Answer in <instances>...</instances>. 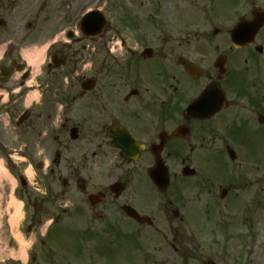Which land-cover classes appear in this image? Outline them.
Returning <instances> with one entry per match:
<instances>
[{
	"label": "flooded vegetation",
	"instance_id": "flooded-vegetation-1",
	"mask_svg": "<svg viewBox=\"0 0 264 264\" xmlns=\"http://www.w3.org/2000/svg\"><path fill=\"white\" fill-rule=\"evenodd\" d=\"M88 1L0 0V89L32 79L41 93L14 117L18 135L30 129L47 155L35 162L48 188L35 209L48 211L57 232L40 237L41 247L52 257L65 241V260L88 250L102 264H123L111 253L135 232L121 222L155 227L131 208L155 223L194 203L197 248L201 235L216 246L197 264H246L244 244L253 252L264 233V0H210L192 11L183 0H102L90 9ZM99 8L108 23L90 37L81 21ZM44 18L53 26L46 83L22 58ZM59 72L79 75V85H52ZM158 159L171 175L166 191L149 176ZM175 183L177 200L168 197ZM73 217L88 224L55 226Z\"/></svg>",
	"mask_w": 264,
	"mask_h": 264
},
{
	"label": "rangeland",
	"instance_id": "rangeland-1",
	"mask_svg": "<svg viewBox=\"0 0 264 264\" xmlns=\"http://www.w3.org/2000/svg\"><path fill=\"white\" fill-rule=\"evenodd\" d=\"M89 0L86 4L87 8L101 6L104 2L108 1L107 6L111 5V0ZM187 9L193 10L194 6H208L210 0H183ZM38 28L45 30L43 34L31 33L28 35V39H25V47L27 53L24 54V58L29 65H34L30 62L34 58V54L38 52L43 44L51 39L50 29L53 27L49 25L46 18L39 23ZM39 34V35H38ZM40 43V44H39ZM40 64V63H39ZM43 81L47 82L46 74L41 76ZM51 80H55L52 85H79L80 76L74 75V78L70 75L63 74L61 72L52 75ZM27 92V89L17 92L12 95L9 105L13 107L8 120L4 117L7 115L5 112L6 105L0 103V159H5L7 164L13 168L16 174L26 173L29 179V185L22 188L20 185L18 194L23 196L27 203L23 199L17 196L18 181L10 169L6 168L7 175L0 174V262L6 260H15L23 264H26L30 260V251L32 249L34 240L25 231L29 227H33L32 236L35 237V244L32 251L37 253V261L30 262V264H102L101 258L96 254L89 255V251H84V254L79 256H72L71 260H65L62 256L65 252L66 243L63 241L58 247H55L57 254L52 257H48V246L44 248L40 245V237L51 232L53 225L51 218L47 215V210L43 209L45 213L42 217L35 209V204L40 203L43 198L48 197V188L46 180H41L42 171L35 168V162L38 159H47L43 144L39 139H36L34 133L28 129L24 136L18 135V131L15 129L14 117L22 110L21 101L22 96ZM24 106L30 105L28 98L24 97ZM36 106V105H35ZM48 104H45L44 109L47 111ZM40 152V154H39ZM30 164H33L32 168ZM30 166V167H29ZM152 193V199L154 198ZM189 197L191 194L188 195ZM155 197H157L155 195ZM168 197L177 200L179 198V192L177 183L168 192ZM157 199V198H156ZM187 202L190 199H186ZM158 200H156V203ZM176 207V205L174 206ZM46 208V204L44 205ZM193 215H194V203L189 204L181 208V218L172 219L171 217L165 218L162 213L158 214V219L155 221V227H138L137 225H128V222L122 221L121 225L131 231L129 234L122 235L119 243L113 248L111 253V260L127 264L129 263H157L167 262L168 264H197L204 258L211 256L216 248L211 244H206L207 240L211 241L206 235H201L200 246L197 248L196 240L198 237L193 235ZM183 216V218H182ZM27 217V220H26ZM41 219V220H40ZM66 222H60L55 226L60 230L65 231L67 225H72V229H82L88 222L84 221L80 217L68 218ZM192 220V221H191ZM26 221V222H25ZM168 221V222H167ZM51 222V223H50ZM25 224V231H24ZM98 222L95 224L96 230L99 231ZM54 226V227H55ZM172 229L177 233H170ZM53 232V230H52ZM137 232V233H136ZM64 234V233H63ZM263 239L260 246L254 247V251L250 252V242H246L247 246L240 256L247 260L246 264H264V233L262 232ZM132 237V238H131ZM249 241V240H248ZM92 246H97L94 243H89ZM234 244V243H233ZM230 244L228 249L230 252H234L237 249ZM174 246L177 248L175 250ZM96 251V250H95ZM238 255H234L236 257ZM79 257V258H78ZM232 257V256H229ZM228 257V258H229ZM229 260V259H228ZM104 261V260H103ZM7 264H11L8 262Z\"/></svg>",
	"mask_w": 264,
	"mask_h": 264
},
{
	"label": "bare ground",
	"instance_id": "bare-ground-1",
	"mask_svg": "<svg viewBox=\"0 0 264 264\" xmlns=\"http://www.w3.org/2000/svg\"><path fill=\"white\" fill-rule=\"evenodd\" d=\"M44 47H43V49H44ZM42 53L43 52H41V51L36 52L34 54V58H32V60H30V62L33 63V64H36V66H38L39 63L43 59V54ZM37 96H38V93L36 91H33V92H30L28 99H29V101H31L32 99L36 98ZM0 174L1 175H4V174L7 175L6 168H5V166H4L2 161H0Z\"/></svg>",
	"mask_w": 264,
	"mask_h": 264
},
{
	"label": "water",
	"instance_id": "water-1",
	"mask_svg": "<svg viewBox=\"0 0 264 264\" xmlns=\"http://www.w3.org/2000/svg\"><path fill=\"white\" fill-rule=\"evenodd\" d=\"M89 15L87 16V18L89 17ZM84 21H85V19H84ZM152 176L155 177L156 181L158 183H160L161 186H164V184H166V182H168L167 178H165V174L163 172H161V170L160 171H154L152 173ZM22 182H23V184H26L24 179H22ZM131 214H133V216H135L138 220H141L140 216L136 212H133ZM146 220L149 221V219H146Z\"/></svg>",
	"mask_w": 264,
	"mask_h": 264
}]
</instances>
